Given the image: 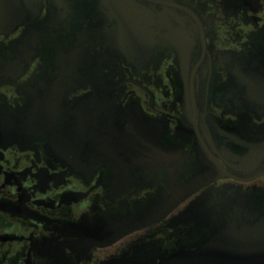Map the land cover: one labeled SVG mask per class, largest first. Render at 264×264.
<instances>
[{
    "label": "flooded vegetation",
    "instance_id": "flooded-vegetation-1",
    "mask_svg": "<svg viewBox=\"0 0 264 264\" xmlns=\"http://www.w3.org/2000/svg\"><path fill=\"white\" fill-rule=\"evenodd\" d=\"M252 231L264 264V0H0V264H246Z\"/></svg>",
    "mask_w": 264,
    "mask_h": 264
},
{
    "label": "water",
    "instance_id": "water-1",
    "mask_svg": "<svg viewBox=\"0 0 264 264\" xmlns=\"http://www.w3.org/2000/svg\"><path fill=\"white\" fill-rule=\"evenodd\" d=\"M246 235H247V238H245L246 240L245 241L241 240L240 247H238L239 251L236 257H241V259H243L246 262V264H254L255 263L254 259H257L259 256V254L257 255L255 254V251L258 250V247H259L258 234L252 231V233L247 232ZM262 242H264V239L262 240ZM233 247H236V246H231V249ZM263 250H264V246L262 248V251Z\"/></svg>",
    "mask_w": 264,
    "mask_h": 264
}]
</instances>
